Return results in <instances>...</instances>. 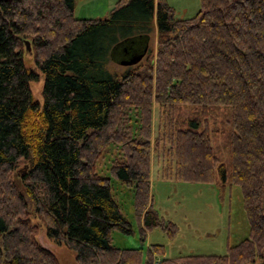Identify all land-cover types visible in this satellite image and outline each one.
Here are the masks:
<instances>
[{"label": "trees", "instance_id": "obj_1", "mask_svg": "<svg viewBox=\"0 0 264 264\" xmlns=\"http://www.w3.org/2000/svg\"><path fill=\"white\" fill-rule=\"evenodd\" d=\"M153 29L155 53L120 65L116 53L138 52ZM24 39L42 75L40 102ZM184 106L195 111L180 127L173 113ZM219 108L223 120L211 127ZM108 145L119 152L102 176L95 161ZM152 148L164 179L238 186L248 223L247 237L223 253L158 264H264V0H199L189 17L164 0H117L103 18L76 17L74 0H0V264H57L35 238L41 226L76 264H154L161 245L143 257L110 236L130 231L111 178L131 188L142 237L154 227L175 233L151 208Z\"/></svg>", "mask_w": 264, "mask_h": 264}, {"label": "rangeland", "instance_id": "obj_2", "mask_svg": "<svg viewBox=\"0 0 264 264\" xmlns=\"http://www.w3.org/2000/svg\"><path fill=\"white\" fill-rule=\"evenodd\" d=\"M117 0H74V15L81 18H103ZM172 9L175 17H189L199 7V0H164ZM29 52L25 51L21 42L24 65L36 73L38 72L32 61V45L29 39ZM22 40V41H24ZM146 49L152 55L156 51V32L150 33L145 41ZM145 49V51H146ZM132 54V52L130 53ZM115 59L126 60L128 55L116 53ZM113 71L121 69L110 63ZM122 68V67H121ZM42 75L37 73V80L29 83L32 97L41 101ZM156 110L151 112V136L154 138L157 126ZM195 108L184 106L174 111L177 124L184 127L186 120L193 116ZM223 109H216L210 116V126L219 127V121L223 120ZM151 138V139H152ZM220 136L216 135L212 144L218 150L222 162H226V151L219 146ZM152 142V141H151ZM160 150L152 148L149 164V191L151 208L158 216L174 223L175 233L168 237L159 227L146 230L143 237L140 235V221L134 214L132 202V190L125 187L117 180L111 178V194L115 200L119 212L129 224L130 231L122 233L118 230L111 231V243L117 248H141L143 257L152 244L162 246L161 255H153L154 264H158L161 257L168 258L186 254L223 253L227 245H234L248 235V223L241 203V194L236 185H223L214 181L188 182L174 179H164L160 176L158 154ZM117 147L108 145L103 149L96 161L95 172L99 175L107 174L111 160L118 155ZM161 155V154H160ZM159 165V166H158ZM162 169V167H161ZM10 178L18 181L16 170L10 173ZM34 221V219H33ZM35 238L40 245L48 249L56 258L57 264H76L74 252L63 245H57L49 241L44 235L43 227H39ZM264 254V250H263ZM257 263V259L254 261Z\"/></svg>", "mask_w": 264, "mask_h": 264}, {"label": "water", "instance_id": "obj_3", "mask_svg": "<svg viewBox=\"0 0 264 264\" xmlns=\"http://www.w3.org/2000/svg\"><path fill=\"white\" fill-rule=\"evenodd\" d=\"M23 44H24V47H25V51L29 52L28 42L24 40ZM145 49H146V46L143 45L138 52L132 53L130 56H128V58H126V60H120L119 64L120 65H131V64H134L135 62H137L142 57V55L145 52ZM122 52L127 53L126 52V47H122Z\"/></svg>", "mask_w": 264, "mask_h": 264}, {"label": "flooded vegetation", "instance_id": "obj_4", "mask_svg": "<svg viewBox=\"0 0 264 264\" xmlns=\"http://www.w3.org/2000/svg\"><path fill=\"white\" fill-rule=\"evenodd\" d=\"M126 55L130 56L131 54L130 53H125Z\"/></svg>", "mask_w": 264, "mask_h": 264}, {"label": "crops", "instance_id": "obj_5", "mask_svg": "<svg viewBox=\"0 0 264 264\" xmlns=\"http://www.w3.org/2000/svg\"><path fill=\"white\" fill-rule=\"evenodd\" d=\"M150 203H151V199H150Z\"/></svg>", "mask_w": 264, "mask_h": 264}]
</instances>
